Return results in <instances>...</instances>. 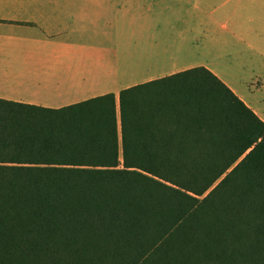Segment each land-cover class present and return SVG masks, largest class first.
<instances>
[{
  "label": "trees",
  "instance_id": "obj_1",
  "mask_svg": "<svg viewBox=\"0 0 264 264\" xmlns=\"http://www.w3.org/2000/svg\"><path fill=\"white\" fill-rule=\"evenodd\" d=\"M0 264H264V123L204 67L0 99Z\"/></svg>",
  "mask_w": 264,
  "mask_h": 264
},
{
  "label": "crops",
  "instance_id": "obj_2",
  "mask_svg": "<svg viewBox=\"0 0 264 264\" xmlns=\"http://www.w3.org/2000/svg\"><path fill=\"white\" fill-rule=\"evenodd\" d=\"M129 3L0 0V99L58 109L204 67L264 123V0L252 15H128Z\"/></svg>",
  "mask_w": 264,
  "mask_h": 264
},
{
  "label": "rangeland",
  "instance_id": "obj_3",
  "mask_svg": "<svg viewBox=\"0 0 264 264\" xmlns=\"http://www.w3.org/2000/svg\"><path fill=\"white\" fill-rule=\"evenodd\" d=\"M137 1L131 0L127 5L128 15H252L263 3V0Z\"/></svg>",
  "mask_w": 264,
  "mask_h": 264
}]
</instances>
